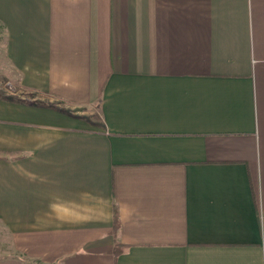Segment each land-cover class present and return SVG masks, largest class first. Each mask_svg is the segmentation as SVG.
<instances>
[{"label":"crops","instance_id":"0c3cea01","mask_svg":"<svg viewBox=\"0 0 264 264\" xmlns=\"http://www.w3.org/2000/svg\"><path fill=\"white\" fill-rule=\"evenodd\" d=\"M6 82L0 264H264V0H0Z\"/></svg>","mask_w":264,"mask_h":264},{"label":"rangeland","instance_id":"374dc122","mask_svg":"<svg viewBox=\"0 0 264 264\" xmlns=\"http://www.w3.org/2000/svg\"><path fill=\"white\" fill-rule=\"evenodd\" d=\"M13 89V86L10 82H6L5 84L3 85H0V92H11Z\"/></svg>","mask_w":264,"mask_h":264},{"label":"trees","instance_id":"16d2710c","mask_svg":"<svg viewBox=\"0 0 264 264\" xmlns=\"http://www.w3.org/2000/svg\"><path fill=\"white\" fill-rule=\"evenodd\" d=\"M116 219H115V225H116ZM121 246L117 243V244H115V253H118V252H120V250H121V248H120Z\"/></svg>","mask_w":264,"mask_h":264}]
</instances>
